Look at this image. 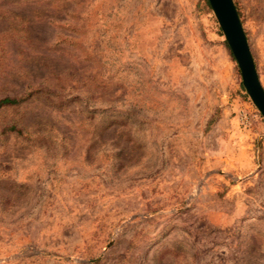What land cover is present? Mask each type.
Returning a JSON list of instances; mask_svg holds the SVG:
<instances>
[{
  "label": "rangeland",
  "instance_id": "374dc122",
  "mask_svg": "<svg viewBox=\"0 0 264 264\" xmlns=\"http://www.w3.org/2000/svg\"><path fill=\"white\" fill-rule=\"evenodd\" d=\"M233 3L264 89V0ZM228 47L206 0H0V264H264Z\"/></svg>",
  "mask_w": 264,
  "mask_h": 264
},
{
  "label": "water",
  "instance_id": "95a60500",
  "mask_svg": "<svg viewBox=\"0 0 264 264\" xmlns=\"http://www.w3.org/2000/svg\"><path fill=\"white\" fill-rule=\"evenodd\" d=\"M212 12L240 70L242 86L264 118V89L233 0H208Z\"/></svg>",
  "mask_w": 264,
  "mask_h": 264
},
{
  "label": "trees",
  "instance_id": "16d2710c",
  "mask_svg": "<svg viewBox=\"0 0 264 264\" xmlns=\"http://www.w3.org/2000/svg\"><path fill=\"white\" fill-rule=\"evenodd\" d=\"M206 3L209 6L208 0H206ZM230 54L232 56V59L235 60L231 52H230ZM19 100H20V98L15 97V96H11V97L10 96H5L3 98H0V105L14 104V103H17Z\"/></svg>",
  "mask_w": 264,
  "mask_h": 264
}]
</instances>
